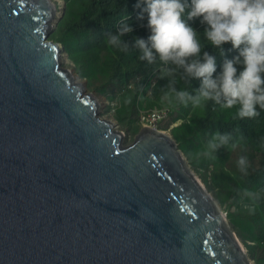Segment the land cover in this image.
<instances>
[{
	"label": "water",
	"instance_id": "95a60500",
	"mask_svg": "<svg viewBox=\"0 0 264 264\" xmlns=\"http://www.w3.org/2000/svg\"><path fill=\"white\" fill-rule=\"evenodd\" d=\"M53 0H0V264H252L165 132L130 145L49 40Z\"/></svg>",
	"mask_w": 264,
	"mask_h": 264
},
{
	"label": "trees",
	"instance_id": "16d2710c",
	"mask_svg": "<svg viewBox=\"0 0 264 264\" xmlns=\"http://www.w3.org/2000/svg\"><path fill=\"white\" fill-rule=\"evenodd\" d=\"M135 3L136 0H87L78 18L64 22L60 30V39L65 42L69 51L74 47L77 48L82 59L84 76L90 75L101 66L108 71L109 82L121 86L139 78L135 90H124L125 93L120 97L117 117L124 125L139 122L140 94L152 98L171 97L178 105L187 109V114L197 105L189 118V123L184 122L185 124L175 129L177 136H179L178 132L185 135L200 133V136L209 134L211 141L217 133L227 134V142L219 143L215 148L216 153L224 160L230 159L229 155L237 148H241L243 152L252 151L254 155L251 157L252 167L249 173L233 175L224 168L221 173L230 189L228 198L230 206H238L242 198L246 202L252 201L245 193L246 186L257 192L255 202L259 206V211L254 215L257 214L259 220L256 223L258 222L259 225V222H264V108L257 106L258 114L253 117H240L239 105L224 107L213 100H202L200 104L179 101L171 89L175 87L178 90L195 93L199 80L190 78L183 69L175 65H169L176 68L175 72L164 73L163 69H160L162 63L158 58L151 63L140 58L141 50L134 44V40L137 36L146 38L148 30L145 22L136 16L139 9L134 7ZM124 23L132 25L131 32L121 35V41L127 45V48L110 44L108 37L117 33ZM191 23L197 28L202 51H208L216 56L218 72L223 59L231 58L236 54L235 50L231 49L230 44L225 43L222 53L204 37L203 26L198 20L194 19ZM122 112L124 113L121 114ZM257 157H261L258 165L255 163ZM216 186L222 185L217 181ZM217 197L222 202L227 200L222 195ZM261 240H264V230L261 233Z\"/></svg>",
	"mask_w": 264,
	"mask_h": 264
},
{
	"label": "clouds",
	"instance_id": "9594fccd",
	"mask_svg": "<svg viewBox=\"0 0 264 264\" xmlns=\"http://www.w3.org/2000/svg\"><path fill=\"white\" fill-rule=\"evenodd\" d=\"M134 7L148 30L146 38L134 40L140 58L149 63L158 58L164 73L175 72L176 68L169 67L175 65L199 80L195 93L171 89L179 101L239 105L240 117H253L257 106L264 108V0H136ZM194 19L212 46L223 53L228 43L236 52L223 59L218 72L216 56L202 51L197 28L191 23ZM131 31L132 25L124 23L110 34L109 43L127 48L121 35ZM227 140V134L217 133L209 147L215 149ZM238 162L243 164L244 158Z\"/></svg>",
	"mask_w": 264,
	"mask_h": 264
},
{
	"label": "rangeland",
	"instance_id": "374dc122",
	"mask_svg": "<svg viewBox=\"0 0 264 264\" xmlns=\"http://www.w3.org/2000/svg\"><path fill=\"white\" fill-rule=\"evenodd\" d=\"M53 2L57 6V12L55 19L51 22L53 29L51 30L49 40L59 43L60 46H64L65 51L62 54V66L71 72L75 82L81 83L84 86L86 93H91L98 99L99 113L103 118L113 122L118 131L124 133V144H132L142 126L139 122L124 125L120 121V118L117 117L120 97L125 93L124 90H127L126 86L132 82H129L125 86L109 82V73L101 66L96 71L90 73V75L84 76L82 59L77 48L74 47L69 51L65 42L60 39V30H62L64 22L78 18L87 0H53ZM151 98L147 95L139 96L138 110L157 107L161 104L169 105L174 109L173 114L167 121L163 122L159 130L173 137L179 149L187 156L189 168L201 179L208 192L217 200L221 211L227 216L229 227L244 245L251 263L264 264V240H261L264 222H259L258 225V222L256 223L259 220L257 214L254 215V213H257L256 211H259V206L255 202L257 192L250 186H246L245 193L251 197L252 201L246 202L242 198L238 206H230V201L228 200L230 189L224 182L221 173L223 168L229 170L233 175H245L249 173L252 167L251 157L254 153L250 150L243 152L241 148H237L229 155L230 159L224 160V158L216 153L215 149L209 147V134L200 136V133L185 135L178 132L179 136H177L175 129L185 124L184 122L189 123V118L196 110L197 105L187 114V109L178 105L176 100L171 97L152 98L149 101ZM187 141H190V143ZM241 157L244 158L243 164L238 162ZM255 161L258 165L261 157L255 158ZM217 181L221 183V187L216 186ZM218 195H222L227 200L222 202L217 197Z\"/></svg>",
	"mask_w": 264,
	"mask_h": 264
},
{
	"label": "built area",
	"instance_id": "2783aa9c",
	"mask_svg": "<svg viewBox=\"0 0 264 264\" xmlns=\"http://www.w3.org/2000/svg\"><path fill=\"white\" fill-rule=\"evenodd\" d=\"M160 69H163V66L161 64ZM139 78H135V80L132 81V83L128 84L126 86V89L131 91L136 88V84L138 82ZM143 95L140 94V97ZM174 109L166 104H161L157 107L149 108V109H143L140 110V118L139 123L142 127H150L156 130L160 129V126L163 124L164 121H167L169 117L173 114Z\"/></svg>",
	"mask_w": 264,
	"mask_h": 264
}]
</instances>
